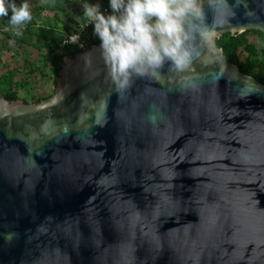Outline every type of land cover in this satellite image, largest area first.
Masks as SVG:
<instances>
[{
  "label": "water",
  "instance_id": "water-1",
  "mask_svg": "<svg viewBox=\"0 0 264 264\" xmlns=\"http://www.w3.org/2000/svg\"><path fill=\"white\" fill-rule=\"evenodd\" d=\"M198 3L183 72L117 91L99 43L49 99L0 97V264H264V84L217 44L264 0Z\"/></svg>",
  "mask_w": 264,
  "mask_h": 264
},
{
  "label": "clouds",
  "instance_id": "clouds-1",
  "mask_svg": "<svg viewBox=\"0 0 264 264\" xmlns=\"http://www.w3.org/2000/svg\"><path fill=\"white\" fill-rule=\"evenodd\" d=\"M110 12L100 3L83 4V17L99 38L108 73L117 91L126 90L132 78L156 76L167 63L177 72L192 63L203 12L198 0H108ZM12 26L32 19L28 0H0V16H9ZM154 119V117H153ZM11 234L5 238L10 239Z\"/></svg>",
  "mask_w": 264,
  "mask_h": 264
},
{
  "label": "trees",
  "instance_id": "trees-1",
  "mask_svg": "<svg viewBox=\"0 0 264 264\" xmlns=\"http://www.w3.org/2000/svg\"><path fill=\"white\" fill-rule=\"evenodd\" d=\"M20 2L21 0H16L17 4ZM28 3L32 12V19L26 22L16 35H0L4 38L0 39V46L4 42L8 44L12 41L20 48H35L40 53V58L35 61L30 55H27L24 58L22 69L26 71L28 77L33 79L35 84H45L46 80L50 79L56 88L62 62L66 57H74L77 54L71 49L62 51L59 48L60 43L65 34L80 32L82 28L72 22L69 13L82 7L75 0H28ZM108 10H111L109 6ZM10 15L11 12H9V16H0L1 25L10 24ZM90 33H94L93 29ZM251 36H253V40ZM99 43L98 39L95 44ZM217 44L224 51L225 58L238 66L244 75L253 77L264 84V34L262 32L247 31L237 35L228 33L220 38ZM3 49L1 47L0 51ZM1 63L2 57L0 55ZM22 69L15 66L5 74H0V97L11 101L20 100L17 88L28 86L27 83H29L16 82V78L21 74ZM54 92L55 89L52 94L45 97L33 95L32 101H22L30 104L39 103L52 97Z\"/></svg>",
  "mask_w": 264,
  "mask_h": 264
},
{
  "label": "rangeland",
  "instance_id": "rangeland-1",
  "mask_svg": "<svg viewBox=\"0 0 264 264\" xmlns=\"http://www.w3.org/2000/svg\"><path fill=\"white\" fill-rule=\"evenodd\" d=\"M3 26H8L12 28L19 27V26H12L10 24L1 25V21H0V29L3 28ZM20 31L21 29L19 30V32ZM0 35L4 36V34H0ZM251 39L253 40V36H251ZM4 43L3 45L1 44L2 46H0V49L1 47L4 48L2 51H0V55L2 57V63L0 64V74H5L9 69L11 70L15 66L16 68L22 69L24 66L23 63L24 58L27 55H30L32 59L35 61H37L40 58V53L36 51L35 48H29V49L25 47L20 48L12 41H10L8 44L6 42ZM20 73L21 74L16 78V82L22 84L29 82L27 83L28 86L17 88V90L19 91L20 100H26L30 102L32 101L33 95L45 97L53 93L55 87L52 80L47 79L45 84L37 85L34 83L31 77H28L25 70L22 69Z\"/></svg>",
  "mask_w": 264,
  "mask_h": 264
},
{
  "label": "built area",
  "instance_id": "built-area-1",
  "mask_svg": "<svg viewBox=\"0 0 264 264\" xmlns=\"http://www.w3.org/2000/svg\"><path fill=\"white\" fill-rule=\"evenodd\" d=\"M75 1L83 9V4L85 3V0H75ZM103 11L107 13L110 12L111 10L105 9ZM19 27L12 28L8 26H3V28L0 29V34L16 35L19 32V30L22 29V26ZM91 29H93L92 25L90 23H87V21L85 20L80 32L65 34L62 42L60 43L59 48L62 51L71 49L76 51L77 53L87 51L91 47V45L95 44V42H97V40L99 39L94 33L93 34L90 33Z\"/></svg>",
  "mask_w": 264,
  "mask_h": 264
},
{
  "label": "crops",
  "instance_id": "crops-1",
  "mask_svg": "<svg viewBox=\"0 0 264 264\" xmlns=\"http://www.w3.org/2000/svg\"><path fill=\"white\" fill-rule=\"evenodd\" d=\"M88 2L90 3H100L101 5V10H105L108 9V0H88ZM83 9L82 8H78V10H73L70 11L69 13V17L70 19H72V22H74V24H78V26L81 28L85 22V18L83 17ZM64 18V17H63ZM69 26H71V24H69ZM74 27H76L75 25H73ZM0 39H2V37H0Z\"/></svg>",
  "mask_w": 264,
  "mask_h": 264
}]
</instances>
